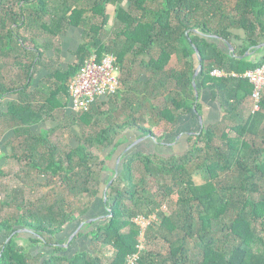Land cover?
<instances>
[{"label": "trees", "instance_id": "trees-1", "mask_svg": "<svg viewBox=\"0 0 264 264\" xmlns=\"http://www.w3.org/2000/svg\"><path fill=\"white\" fill-rule=\"evenodd\" d=\"M108 5L115 7L110 29ZM71 27L82 29L84 41L76 62L66 72L46 65L54 87L35 92L45 98L34 104L27 91L44 51ZM261 43L264 0H0V124L3 133L13 130L5 146L10 163L19 166L18 172L12 164L0 172L18 181L4 198L0 191V264H127L133 256V264H264V96L260 111L239 114L252 85L211 76L214 69L243 74L260 68L264 47L254 49ZM249 50L251 56L238 58ZM92 54L114 55L126 77L119 78L115 94L97 99L89 111L66 115L58 97L70 99L68 84ZM173 56L179 68L168 67ZM198 65V92L208 90L219 102L221 121L185 135L182 154L134 149L122 155L116 178L112 171L103 181L107 186L112 180L106 202L104 195L98 199L107 217L81 227L69 244L82 248L61 246L62 234L86 222L102 194L101 175L128 143L121 137L126 130L159 141L184 117L198 120L202 105L192 87ZM6 68L14 78L4 76ZM10 94L18 100L2 106ZM46 120L57 126L35 135L31 128ZM161 123L156 135L154 126ZM73 128L80 134L71 133ZM64 132L77 144L63 146ZM35 187L45 191L26 199L25 189L35 193ZM70 198L81 206H72ZM152 214L155 221L139 242L132 219ZM22 228L32 234L18 232ZM44 247L49 251L36 253Z\"/></svg>", "mask_w": 264, "mask_h": 264}, {"label": "crops", "instance_id": "crops-1", "mask_svg": "<svg viewBox=\"0 0 264 264\" xmlns=\"http://www.w3.org/2000/svg\"><path fill=\"white\" fill-rule=\"evenodd\" d=\"M108 10L109 9H108V6H107L106 7V13L107 14H108ZM39 43L42 44L43 43V40L39 39ZM83 43H84V41L82 39V29L75 28V27H71V28H69L66 31V33L64 35L59 36L57 38V40L55 41L54 44L52 43V47H50V48H48L47 50L44 51V56H43V62L44 63L42 65H38V70H37L36 74L32 77V80L30 81V87L28 88V91H27V94L28 95L29 94L34 95V97H33L34 99L32 98L34 100L33 101L34 104L39 105V103L43 101V99H41V98L42 97L45 98V95H43L42 93H38L36 95L35 92H38L40 89L43 88V86H46L47 87L48 92L50 91L51 88L53 89V87H54V79H52V80H48L47 79L48 76L50 75V71H49L48 67H51V69L59 68L62 72L68 71V69L72 65L75 64V62H76L75 53H76V51L78 50V48ZM263 47H264V43H261L258 46H256L254 50H259V49H261ZM247 53H248V55L246 56ZM252 54H253V52H251V50H249L242 57H238V58L239 59L247 58V57L251 56ZM1 61H2V59H1ZM3 61L4 62H8L10 60H7V61L3 60ZM46 65L48 67H46ZM6 69L7 70L5 71V73L3 72L4 70L2 71L5 74L4 76L7 77V79L9 78V80L11 78H14V73L11 72V71H9L10 70L9 68H6ZM243 74H236L238 77H236L235 79H241L242 77H239V76H241ZM227 78H230V77H227ZM242 79H244V78H242ZM197 90H198V88H197ZM3 98L4 99L2 101L3 102V105L2 106H4L5 104H7L8 102L17 101L18 100L17 94L6 95ZM58 100L60 102H62V103L65 102V107L63 109L64 110L63 113H65L66 115H71L72 113H74L73 110H72V108H71V101H70V99H69L68 96L66 98L65 96H61L60 95L58 97ZM197 102H200V104L202 105L201 113H200L199 117L202 118L203 125H205V126L213 125V124H216L219 121H221V118L223 116V111L221 109V106H220L219 102L212 101L211 100V95H210V93H209L208 90H202V89H200V91L198 92V101ZM247 104L251 105L250 97H248L246 99V101L243 103V107H241L239 109L240 110V113L239 114L242 113L243 115H247V113L248 114L249 113L250 114L252 113L251 108L250 107L248 108ZM58 114L61 115V112L58 113ZM58 114H57V116H58ZM183 122H185L186 124L188 123V125H190V126H187V129L185 131H180L179 133H177L175 135H173L174 134V131H173V134H167L161 140H159V141L157 140L158 144L161 147L162 146H166V147H168L170 149H173V147L176 144L179 143V140L176 137L175 138V141L172 143V142H169L170 139H168V138H171L172 136H176V135H179V134H180V136H182V134L184 132H185L184 133L185 135H187V134L190 135L191 132H189V131L193 128L191 125L193 123L195 124L196 120L193 119L191 116L184 117L174 127V130L179 125H181ZM197 125L200 127V124H199L198 120H197ZM56 126H57V123L56 122H54L52 120H46L44 122H41L40 124L34 125L31 129H32V132L35 135H41L42 133L53 129ZM189 127H192V128H189ZM0 131H1V134H0V172H6L7 171V168L10 166L9 164H12V163H10V161L7 158L8 154H9V150H8V148H6L5 144H6V142H8L9 140H11L14 137V133H13V130H11V129L6 130L3 133L2 132V126H1V124H0ZM71 133H73V134L79 133V129L78 128H73L71 130ZM121 137H124L126 140H128V143H129L130 140H133V138H134V140H136V138L138 139V134L135 131L128 129V130H126L124 132V134ZM123 152L121 153L120 156H118V158H120L122 156ZM174 154L175 153L172 152L171 154H166V155L167 156H171V155H174ZM12 165L14 166L15 164H12ZM14 167H15V171L18 172L19 171V166L18 165H15ZM112 171H114V168L113 169L111 168L110 162H109L108 163V171H104L102 173V175H101L102 176L101 177V180H102L101 183L102 184H103V181L105 180V178L106 177L107 178L109 177V173L112 174ZM10 178L11 177H8V176H6L4 178H1L0 177V185H4L7 188V190H6L4 188V186H3L0 189L2 198L5 197L6 193H9L10 192L11 188H16V186L18 184L17 183L18 182L17 180H15V179L11 180ZM12 181L14 182V185H11L10 182H12ZM92 208H91V210H92ZM90 214H91V212L86 217L87 218L86 219V222H89L91 220L99 219V218L103 217V215H101V216H97V217H94V218H89L90 217ZM73 232H75V230ZM73 232H71L69 235L63 233L60 238L61 239H65L66 240V244H67L68 239L73 234ZM21 233H24V232H21ZM4 238H5V235H2L0 237V242H2L4 240ZM24 239H26V238H24ZM19 241H21V240H18V244L19 245H23L24 244V242H23V244H20ZM78 241L81 244L83 242H87L86 239H81V240L79 239ZM82 247L83 246H77L76 247V250H78V249H80Z\"/></svg>", "mask_w": 264, "mask_h": 264}, {"label": "built area", "instance_id": "built-area-1", "mask_svg": "<svg viewBox=\"0 0 264 264\" xmlns=\"http://www.w3.org/2000/svg\"><path fill=\"white\" fill-rule=\"evenodd\" d=\"M211 76L216 78L238 77L235 73H228L220 69H214ZM239 77L246 79L253 87L250 95L252 113L260 111L261 100L264 96V65L246 71ZM119 78L120 67L117 65L114 55L107 54L99 58L97 55L92 54L84 62L78 75L71 79L68 84L73 112H87L97 99L115 94L120 88ZM153 219H155V216L153 218L136 216L132 219V222L140 229V235L143 237L147 226ZM139 248L142 249V244L139 245ZM135 259L136 256H133L127 264H133Z\"/></svg>", "mask_w": 264, "mask_h": 264}, {"label": "rangeland", "instance_id": "rangeland-1", "mask_svg": "<svg viewBox=\"0 0 264 264\" xmlns=\"http://www.w3.org/2000/svg\"><path fill=\"white\" fill-rule=\"evenodd\" d=\"M108 14H110V16H112V19L110 20V22H109V25H108V29H110L113 25H114V21H113V15H114V10H115V7L114 6H112V5H108ZM112 14V15H111ZM168 67H172V68H175V67H177V68H179V66H178V63H177V59L173 56L172 57V59L170 60V62H169V64H168ZM5 72V71H4ZM124 77H126V71L124 70V71H122V73H121V75H120V78H124ZM142 80V79H141ZM137 88V87H136ZM132 97V99L134 98L133 97V95L131 96ZM247 106H248V108L250 107V108H252L251 107V105H249V104H247ZM148 115H150L149 113H148ZM147 124L148 123H145V126H147ZM194 124V123H193ZM191 125L192 127H189V128H192L189 132H195V131H197L198 130V128H199V126L197 125V120H196V122H195V124L194 125ZM165 124L164 123H161L160 124V126L159 125H155L154 126V133L157 135V134H161V131L160 130H162V127L164 126ZM187 126H190V125H188V123L186 124L185 122H183L181 125H179L175 130H174V128H173V131H174V134H173V131H172V134L173 135H175V134H177V133H179L180 131H185L186 129H187ZM166 128V130H167V128L168 127H165ZM78 131V130H77ZM185 133V132H184ZM182 134V136H180V134L179 135H176V136H172L171 138H168V139H170L169 140V142H174L175 141V138L177 137L178 138V140H179V143L178 144H176L174 147H173V149H170V148H168V147H166V146H160L159 144H157V143H154L151 139L150 140H147V141H144V142H142V143H140V144H138V145H136L134 148H132V149H129V150H127V147L133 142V141H135L134 140V138H133V140H130V142L129 143H126V144H124V145H122L121 147H119V150L117 151V153L116 154H114L113 155V157H112V159H111V161H110V166H111V168L113 169V168H115V165H116V160H117V158H118V156H120L121 155V153L124 151H126L127 153L129 152H131V151H134V149H135V151H146V152H154V153H157V154H161V155H163V156H166L167 157V155L166 154H171L172 152L173 153H175V154H182V152L183 151H185L186 150V148H188V144L184 141V139H185V134ZM76 134H78V133H76ZM79 134H80V132H79ZM63 136H62V139H63V141H62V144H63V146L64 145H68V146H73V144H77V142H76V139H75V137H72V136H70V134L68 133V132H65L64 134H62ZM59 137V136H58ZM165 137V136H164ZM163 137V138H164ZM57 137H54V138H52V139H56ZM137 139V138H136ZM172 139V140H171ZM113 160V161H112ZM119 170H120V168H119ZM110 176H111V173H109V177L107 178H105V180H104V182L105 181H107L109 178H110ZM43 178H40V180H41V182L40 183H42L43 182V180H42ZM193 180L195 181V183H197V184H202V182H203V180H202V177L201 176H199V175H195L194 177H193ZM11 183V185H14V182L12 181V182H10ZM21 186V185H20ZM102 186L104 187L103 188V191H102V188H101V192H102V194H99V196H98V198L96 199V200H94V205H93V208H92V210H91V214H90V217L89 218H94V217H97V216H101V215H103V217L104 216H106V209H105V205H104V203L102 202V200L101 201H99L98 199H100L101 197H102V195H103V193L105 192V190H106V186H104V184H102ZM43 191H45V189H43V188H37V187H35V190H34V192L35 193H33L31 190H28V189H25V196H26V199H28L29 200V198H35V197H40L41 196V192H43ZM10 197V196H9ZM159 200H161V205H162V207L163 206H165L166 207V203H163L162 202V198L161 197H157ZM70 203H72V206H74V207H79V206H81V205H79V201H78V199H75V198H73L72 200H71V198H70V201H69ZM164 207V208H165ZM8 209H10L11 211H9V212H7V214L9 215V216H11L13 213H14V209L12 208V207H10V208H8ZM7 210H5V212H6ZM149 217H154V215L152 214V215H150ZM148 217V218H149ZM100 219V218H99ZM153 221H155V219H153ZM72 229H75V228H72ZM87 230V229H86ZM88 230H90V229H88ZM67 235H69L70 234V232H67L66 233ZM64 236V235H63ZM76 236V235H75ZM74 236V237H75ZM81 239H84V238H81ZM80 239V240H81ZM77 241V240H76ZM139 242H143V237L142 238H140L139 239ZM19 243L20 244H23V241L21 240V241H19ZM26 246H27V244L26 243H24ZM67 246H68V249H69V251H76V247L77 246H79V245H77L76 244V242L73 244V245H68L67 244ZM159 246L157 245L156 246V248H158ZM36 251V253L37 252H48L49 251V249L48 248H40V249H36L35 250Z\"/></svg>", "mask_w": 264, "mask_h": 264}, {"label": "water", "instance_id": "water-1", "mask_svg": "<svg viewBox=\"0 0 264 264\" xmlns=\"http://www.w3.org/2000/svg\"><path fill=\"white\" fill-rule=\"evenodd\" d=\"M196 33H198V32L196 31ZM206 37H209V38H212V39H218L216 36H211V35H210V36H206ZM222 42L226 45V47H227L229 53H232V52L234 51L232 45H231L229 42H227V41H222ZM195 53H196V55H197V57H198V59H199V61H200V56H199L198 51L195 50ZM247 55H248V53L246 54V56H247ZM200 72H201V65H198V67H197V69H196V71H195V73H194V75H193V77H192V87H193V90H194L195 102L198 101V90H197L196 78L199 76ZM198 122H199V124H200L201 126L203 125V120H202L201 117L198 118ZM147 139H151L154 143H157V144H158L157 139H156L154 136L147 135V136L140 137V138L136 139L135 141H133V142L127 147V150L134 148L136 145L142 143L143 141H145V140H147ZM125 153H126V151L123 152L122 155H124ZM119 165H120V158H118V159L116 160V165H115V168H114V175H113L112 180L115 179L116 176L118 175V171H119L118 168H119ZM112 180H111V181L107 184V186L105 187L106 190H107L108 186L112 183ZM106 190H105V192L103 193V195H104V197H103V201H104V203L106 202ZM105 217H107V216L101 217L100 219L102 220V219H104ZM95 220H97V219L91 220V221H89V222H82V223H80L79 226L76 228L75 232H73V234L69 237L67 244H69V242H71V240L74 238L75 235H77V233L80 231L81 227H82L85 223H90V222L95 221ZM18 232H24V233L27 232V233H31V234H32V232H31L30 230L25 229V228L19 229ZM11 237H12V235L9 237V239H10ZM9 239H7V241H8ZM67 244H65V245H61V246L66 247Z\"/></svg>", "mask_w": 264, "mask_h": 264}, {"label": "flooded vegetation", "instance_id": "flooded-vegetation-1", "mask_svg": "<svg viewBox=\"0 0 264 264\" xmlns=\"http://www.w3.org/2000/svg\"><path fill=\"white\" fill-rule=\"evenodd\" d=\"M192 133V132H191ZM190 134V133H189ZM188 135V134H187Z\"/></svg>", "mask_w": 264, "mask_h": 264}]
</instances>
